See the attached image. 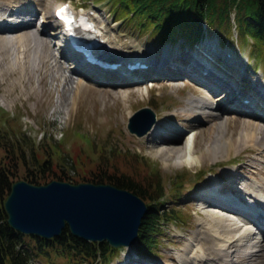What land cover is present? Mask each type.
Instances as JSON below:
<instances>
[{
  "label": "rangeland",
  "instance_id": "obj_1",
  "mask_svg": "<svg viewBox=\"0 0 264 264\" xmlns=\"http://www.w3.org/2000/svg\"><path fill=\"white\" fill-rule=\"evenodd\" d=\"M63 1H69L77 11L94 12L100 26L108 29L109 37L129 53L155 54L153 56L156 59L168 55L170 61H165L163 65L164 74H159L161 69L156 67L143 78L118 80L119 77L104 76L95 70H68L71 64L82 66L83 63L80 57L66 59L61 56L60 41L64 43L63 49H69L66 48L69 42L65 35H62L63 40L58 36L61 32L46 34L49 49L42 53L44 59L40 62L34 52L29 53L31 49L25 40L22 44L1 45L0 67L4 71L0 72V129L18 136L26 134L27 139L35 144L40 160L50 158L53 169L63 168L64 173L73 177L98 172V161H102L103 165L106 162L109 164L110 160L121 157L126 150L139 155L130 157V164L136 173L150 174V171L158 169L167 192L164 207L168 205L178 209L176 213L184 222H166L161 233L156 236L154 254H146L136 242L121 245L108 264H180L179 257L183 254L190 255L197 248L202 252L208 246H213L212 238L199 233L204 225L202 222H209L218 234L216 236L235 238L232 249L236 248L233 251L237 256V264H264V232H253L254 223L246 221L247 217L238 212L219 208L216 211L222 214V219L219 218L212 213L215 203L210 204L213 202L208 200L209 196H228L230 199L236 196L241 198L239 204L243 206H248L255 198L264 200V155L259 151V145L255 148L251 143L243 142L242 149L231 147L216 153L214 158L208 153L202 156L211 140L219 143L221 139H231L247 131L241 118H236V121L230 119L227 125L225 122L220 125L227 114L245 118L247 113L244 110L229 113L225 112L228 108H223L221 115L214 117L218 133L214 124L204 129L210 123V120L207 122V117L211 116L209 113L215 109L211 107L223 102L225 95L221 94L219 80L212 76L213 61L208 65L211 68L207 69V74L204 67L195 61L196 57L201 59L203 52L215 59L219 65L217 68L226 65L229 69L226 79L229 82L230 79L237 80L241 68V77H238L240 85L246 93L257 98L259 105H264L260 102L264 98V44L254 42L249 35L243 42L241 36L239 38L236 35L235 24H232L233 33H229V29H224L228 26L219 24L217 20L212 30L208 29L203 37L197 39L200 44L198 47L197 42L189 47L184 36L175 41L162 42L155 33H151V28L140 30L139 23L134 19L126 20L128 15L115 19L113 7L116 2L113 0H0V19L4 16L5 21H9L7 15H13V12L27 19L30 13L26 16L18 9L37 8L34 19L30 21L32 27L28 26V29L36 31V25L48 14L52 26L49 25L47 29L62 30V24L58 26L54 12ZM233 14L232 10L230 16ZM54 24L57 25L55 28ZM239 24L241 28L240 20ZM222 38H225L224 42ZM224 49H228L232 57H228ZM189 64L199 67L200 72L195 74ZM81 75L83 82L79 86ZM191 92L200 97L198 102L205 100L208 107L197 106V101L189 103L187 95ZM237 92L235 90L236 95ZM236 101L241 102V99ZM145 105L155 111L156 120L151 129L137 135L130 132L126 124L129 115ZM237 106L248 107L242 102ZM259 112L264 115V108H259ZM259 122L264 127L262 118ZM219 127H226V132L221 134ZM233 128L236 130L232 134ZM164 133L168 134L166 138L181 142V148H189L186 143L193 136V153L187 156L185 162L176 164V157H168L172 153L178 154L177 150L170 149L172 145L160 142ZM184 154L185 150L182 152ZM142 160H146L149 165L142 163ZM180 171H184L185 176L192 180L187 181L176 193V190L171 189V181L174 173ZM222 187L228 188V191L221 192ZM174 192L176 194L171 196ZM232 201L237 202L236 199ZM248 226L251 233L241 236L240 233ZM34 260L35 264H87L69 260L65 255L55 252L39 254Z\"/></svg>",
  "mask_w": 264,
  "mask_h": 264
},
{
  "label": "trees",
  "instance_id": "obj_2",
  "mask_svg": "<svg viewBox=\"0 0 264 264\" xmlns=\"http://www.w3.org/2000/svg\"><path fill=\"white\" fill-rule=\"evenodd\" d=\"M113 1L116 2L113 7L115 19L128 15L126 20L134 19L139 23L140 30L151 28V33H155L162 42L175 41L184 36L187 43L193 45L197 39L213 29L217 20L219 24L224 23L228 26L224 29H229V33H233L232 24H235L236 35L241 36L243 42L249 35L254 42L264 44V0ZM232 10L234 14L230 16ZM239 20L242 23L241 28ZM221 41L224 42L225 38ZM0 130V264H31L34 256L48 255L51 252L87 264H108L118 249L106 240L93 241L78 237L72 234L67 226L59 235L49 238L14 229L6 220L3 200L12 181L19 177L36 183L47 182L52 178L71 182L82 179L110 182L137 193L145 199L149 208L142 218L137 237L140 250L146 254L155 253L156 236L161 233L168 220L184 222L176 213L178 209L168 205L164 207L167 192L158 169L150 171V174L134 171L130 157L136 158L135 155L139 156L137 153L123 151L121 157L109 159V164L106 162L103 165L102 161H98L96 166L98 172L73 177L64 173L63 168L53 169L50 158L40 160L35 144L27 139L26 134L18 136L6 129ZM142 161L149 165L146 164V160ZM191 180L185 176L184 171L175 172L171 189L178 193L184 184ZM176 193H172L171 196Z\"/></svg>",
  "mask_w": 264,
  "mask_h": 264
},
{
  "label": "water",
  "instance_id": "obj_3",
  "mask_svg": "<svg viewBox=\"0 0 264 264\" xmlns=\"http://www.w3.org/2000/svg\"><path fill=\"white\" fill-rule=\"evenodd\" d=\"M155 120V111L145 105L129 115L126 126L141 135ZM3 207L7 222L23 233L49 238L67 226L78 237L106 240L114 247L135 243L142 218L149 211L145 200L125 187L59 178L41 183L15 179Z\"/></svg>",
  "mask_w": 264,
  "mask_h": 264
},
{
  "label": "bare ground",
  "instance_id": "obj_4",
  "mask_svg": "<svg viewBox=\"0 0 264 264\" xmlns=\"http://www.w3.org/2000/svg\"><path fill=\"white\" fill-rule=\"evenodd\" d=\"M18 10L21 12V14L25 13V15L27 16L28 13H30V15L27 17V19H25V16L20 17L19 15L16 14L17 12H13L14 16L12 14L7 15V19L9 21H5L4 16L2 17L3 19H0L1 20L0 21V46L1 45L11 46V45H14V43L15 44H22V41L25 40V41H27L29 49H31V51L29 53L34 52V56L36 58H38V62H40L41 60L44 59V57H42V53H45L46 49H49L48 48L49 42H48L46 34L49 32L50 33L61 32L62 34L60 35V33H59L58 36H61L62 39H60V40H63V36L66 35L67 33L63 29L62 30H60V29L48 30L47 28L51 24V21H49V15L48 14H45L44 17H42V20H41L42 22H41L40 28H37L36 31L34 29L33 30L28 29L27 27L31 26V24H32V22H30V21H32L34 19L33 18L34 14L37 13V8L26 7V8H22V9H18ZM34 25H35V23H34ZM58 26H60V25H58ZM94 34H96L100 39L104 40L103 43L106 46V47L100 46L103 48V50L98 49L99 54L109 61L121 62V65H119V68L117 70L120 72H127V74H125V76L123 77L124 79H118V80H126L127 78H131V77L143 78L146 75L151 74L152 71H150V70H153L156 67L161 69V73H159V74H164V73H162L165 70V69H163L164 68L163 65H165V61H168V60L170 61V58L168 59V55H167V57L163 56V57L156 59L155 56H153L155 54L145 55L142 52L141 53L136 52V54L135 53H133V54L129 53L130 51L125 50L124 47L118 46L117 43L115 41H113L112 38L109 37L108 29L103 28L102 26H100V29H98ZM43 37H45L44 38L45 40L42 39ZM59 47L62 48L61 53H60L61 56H64L66 59H71V58L74 59V57L72 55H76L75 58L81 57L76 51L72 50V52L74 54H70L67 50L63 49V47H64L63 41H60ZM47 56H46V59H47ZM6 57L8 59V54ZM234 59L237 61H240L239 59H236V58H234ZM130 60H134V61H131V63L135 62L136 60H143V61H146V63L149 65L153 64V63H155V64L153 66H147V68H144V70H141V72H136L135 69H130L127 71L126 67H127V64L129 63ZM80 61H81V63L85 62V60L82 58H80ZM10 62H12V61H10ZM39 65H42V64H39ZM72 69H74L77 72H84V70H85V68L83 66H81V64H79V65L71 64V66H69L68 70H72ZM124 69H126V71ZM240 69H239L237 77H236L237 80L230 79V83L227 82V85L225 84L226 81H222V79L217 78L219 80L218 85L222 87L221 94L225 95V100L219 104L217 103V105L215 107L214 106L211 107V108H213V109L215 108V109L212 111V113H209L211 116L207 117V122H208V120H210L209 121L210 123H208L206 126H204V129L211 128L212 127L211 124H214L216 126V132L218 133L219 129H218V126L215 124L216 120L214 119V117L221 115L223 108H226V109L228 108V110L225 112L230 113V112H235V110H240V111L244 110L247 113V116L245 118H242V117H238L236 115L230 116L227 114V116L225 117V120L224 121L222 120V122H220L219 124L222 125V123L225 122L227 125L229 123L230 119L236 121V118H239V119L241 118L242 119L241 122L243 124H245V126H246L244 129L245 130L247 129V131H243L242 135L240 134L237 137L234 136L231 139L229 137L221 139L219 143H218V141L214 142L213 140H211L210 143L207 144V146L205 148V152L202 153V156L205 155V153H208L211 156H213V158H214L216 153L222 152L225 149H229V148L231 149V147H234L237 150L242 149L244 147V144L247 142L251 143L255 148H258L257 145H259L258 149L260 152L262 151L261 153H263V155H264V127L261 125V122H259L260 118H262V120H264L263 113L256 111L254 109H249L246 107L242 108L241 106L235 107V105H232L234 100H238L242 95L240 94L239 91L237 92V95H236L235 94L236 88L232 85L229 86V88H227V86L229 84H231V82L240 84V82L238 81V77L240 78L241 73H242ZM2 71H4V68L1 66L0 72H2ZM144 71H146L147 74H145ZM82 82H83V77L81 75V77L78 81V85L81 84ZM187 99L189 100V103H194L196 101L198 102L200 100V97L196 96L193 92H191L187 95ZM261 103H264V98L261 99ZM198 105H199V107H202V108L208 107V106H206L207 102L205 100L198 102L197 106ZM212 105H213V103H212ZM260 106H261V108H264L263 104H261ZM227 118H228V120H227ZM257 119H259V120H257ZM225 129H226V127L220 128L221 134L223 133V131ZM235 130H236L235 128L232 129V131H231L232 134ZM224 132H226V131H224ZM167 133H164L165 135H162L163 137H162V140L160 142L161 143L162 142L169 143L170 145H172L170 147V149L177 150V154H178V155H176L175 153H172V155H170L168 157H170V158L176 157V164H180L182 162H185L186 161L185 159L187 158V156L192 155V153H193V150L191 149L193 136H190L188 143H186V146L189 148H186V147L181 148V146H180L181 142H176V140H172L171 138L170 139L166 138V136H168ZM260 134H262L261 137H260ZM243 142H245V143L242 144ZM165 145H166V143H165ZM183 150H185L184 155H182ZM180 155H182V156H180ZM222 190H224V191H222ZM227 191H228V188L225 189L222 187L221 192L226 193ZM225 196H227V195H225ZM262 196L264 197L263 194H262ZM227 197H224V196H220V197H212V196L210 197L209 196L208 197V200L213 202L210 204L215 203L213 205L215 207L212 208L213 209L212 213L214 212L215 215H218L219 218L222 219V214H220L218 212L219 211L218 209L221 208V209L227 210L228 212H238V214H244L247 217L246 221L252 220L255 223H264V200H262V198L261 199L255 198L252 202H249L250 204L248 203V206L250 205V207H252L254 209L255 213H253V212H250L247 208L246 209L241 208V205L239 204L240 203V200H239L240 197L237 198L235 196L232 198V199L237 200L236 203H232L233 202L232 199L227 198ZM216 210H218V211H216ZM247 213H250V215L247 216L246 215ZM251 213H253V216L251 215ZM202 224H204V225L201 228V232H199V233H205V235H203V236H206L207 238H212V242H213L212 245L213 246H208L206 248V250H208V251L204 250L206 252H204V251L201 252V251H199V248H197V249L193 250L190 255H184L183 254L182 257L181 256L179 257L180 264H204V262H210V263L213 262L214 263L216 261H219L220 262L219 264H227V262H228V264H237L238 263L237 258H236L237 256L235 257V255H234L235 251H233L236 248L232 249V246L235 243V238L230 239L228 237L225 238L222 236H216L218 234L213 231V226L209 222H206V223L202 222ZM236 227L238 228L239 226H236ZM263 231H264V227L262 228V232ZM253 232H254V230H253ZM249 233H251V229L248 226L240 234H241V236L242 235L245 236V235H249ZM214 237H216L215 240H214ZM218 237H219V239H218ZM195 239H197V238L195 237L194 240ZM258 249H260V248H258Z\"/></svg>",
  "mask_w": 264,
  "mask_h": 264
}]
</instances>
